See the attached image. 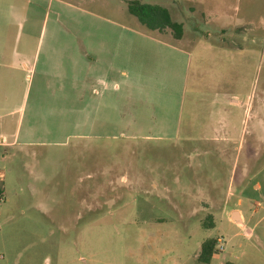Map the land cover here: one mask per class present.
Returning a JSON list of instances; mask_svg holds the SVG:
<instances>
[{
  "label": "rangeland",
  "instance_id": "rangeland-1",
  "mask_svg": "<svg viewBox=\"0 0 264 264\" xmlns=\"http://www.w3.org/2000/svg\"><path fill=\"white\" fill-rule=\"evenodd\" d=\"M145 2L183 38L132 20L128 63L38 70L3 118L0 264H264V0Z\"/></svg>",
  "mask_w": 264,
  "mask_h": 264
},
{
  "label": "crops",
  "instance_id": "crops-1",
  "mask_svg": "<svg viewBox=\"0 0 264 264\" xmlns=\"http://www.w3.org/2000/svg\"><path fill=\"white\" fill-rule=\"evenodd\" d=\"M133 1L147 4L146 0H0V149L20 146V133L16 129L8 134L3 118L19 115L20 123L38 70L49 77L51 71L68 66L82 70L88 59L111 70L115 61L129 62L132 20L141 24L128 10ZM86 39H91L88 57ZM116 71L128 77L127 70ZM53 76L61 79L62 74ZM237 212L242 224L244 216Z\"/></svg>",
  "mask_w": 264,
  "mask_h": 264
},
{
  "label": "trees",
  "instance_id": "trees-1",
  "mask_svg": "<svg viewBox=\"0 0 264 264\" xmlns=\"http://www.w3.org/2000/svg\"><path fill=\"white\" fill-rule=\"evenodd\" d=\"M128 10L132 16L136 17L149 30L162 33L168 29L171 30L175 39L180 40L183 37L182 24L173 21L170 12L164 7L133 1L129 4ZM215 253V241L208 240L202 244L198 261L202 264H210ZM225 264L235 263L226 262Z\"/></svg>",
  "mask_w": 264,
  "mask_h": 264
},
{
  "label": "built area",
  "instance_id": "built-area-1",
  "mask_svg": "<svg viewBox=\"0 0 264 264\" xmlns=\"http://www.w3.org/2000/svg\"><path fill=\"white\" fill-rule=\"evenodd\" d=\"M3 195L0 193V199H2ZM218 246H219V251L222 252L224 250L223 246V241L221 239L218 240Z\"/></svg>",
  "mask_w": 264,
  "mask_h": 264
},
{
  "label": "water",
  "instance_id": "water-1",
  "mask_svg": "<svg viewBox=\"0 0 264 264\" xmlns=\"http://www.w3.org/2000/svg\"><path fill=\"white\" fill-rule=\"evenodd\" d=\"M234 219L237 221V216L236 215H234Z\"/></svg>",
  "mask_w": 264,
  "mask_h": 264
}]
</instances>
